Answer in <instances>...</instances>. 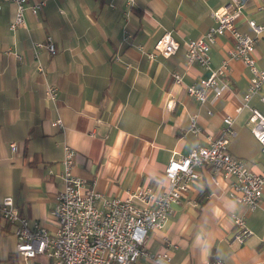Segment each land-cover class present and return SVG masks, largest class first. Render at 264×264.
Instances as JSON below:
<instances>
[{
    "label": "crops",
    "instance_id": "0c3cea01",
    "mask_svg": "<svg viewBox=\"0 0 264 264\" xmlns=\"http://www.w3.org/2000/svg\"><path fill=\"white\" fill-rule=\"evenodd\" d=\"M34 1L45 3L41 12L26 11L15 31L9 29L15 5L1 3L0 202L11 197L22 216L52 233L56 227L49 214L64 186L60 174L65 144L75 151L73 175L103 198H125L128 191L141 187L165 189L168 162L207 146L220 133L225 116L233 118L236 131L228 152L244 160L251 172L264 173V152L251 133L250 110L236 112L251 77L243 61H229L227 75L219 80L220 96L209 90L206 101L199 103L186 92L210 75L199 64L187 63L186 42L215 26L211 12L228 0H134L131 7L127 0L27 3ZM262 1L249 0L243 7L236 22L241 33L254 37L248 21L264 23V10L257 11ZM123 25L132 35L129 44L122 42ZM165 32L179 49L150 60L144 52H152ZM47 37L56 55L41 50L35 58L33 43ZM233 45L227 34L216 37L209 49L211 70L219 68ZM255 47L257 66L264 69V44L257 42ZM116 54L119 61L114 60ZM172 72L180 74L181 83L169 78ZM48 85L58 89L55 103L45 96ZM261 87L249 107L264 114ZM193 115L199 134L189 129ZM56 119L62 120L63 128L51 126ZM199 171L163 227L146 237L148 256L166 252L169 260L156 262L143 255L136 264H264V198L256 210L246 212L229 195L231 179L208 168ZM232 215L243 216L252 232L243 243L232 242ZM12 229L10 254H16ZM40 261L45 259L30 263Z\"/></svg>",
    "mask_w": 264,
    "mask_h": 264
},
{
    "label": "built area",
    "instance_id": "2783aa9c",
    "mask_svg": "<svg viewBox=\"0 0 264 264\" xmlns=\"http://www.w3.org/2000/svg\"><path fill=\"white\" fill-rule=\"evenodd\" d=\"M0 0V10L2 8ZM15 5L14 20L9 23V29H15L24 22V14L30 11L33 15L41 12L43 1L7 0ZM249 0H228L222 7L211 12L215 26L198 39L186 42L185 56L187 63L199 64L210 71L207 79H201L198 86H188L186 92L199 103L206 101V94L213 90L220 96L223 87L219 80L228 72L230 60L243 61L251 73L249 86L244 95L243 103L237 108L250 110V130L264 152V114L249 107V100L260 93L264 86V69L257 66L256 43L259 39L264 42V23L248 21L254 37L241 33L236 22L243 16V7ZM262 1V0H261ZM264 2V1H262ZM131 7L134 0H127ZM112 6V5H111ZM264 10V3L257 6V11ZM229 35L234 45L226 52L218 69H210L209 49L217 36ZM132 35L123 25L122 42L129 44ZM34 57L41 50H46L49 56L56 55V47L50 37L42 42L33 43ZM141 52L143 46H137ZM179 49L170 33H163L155 42L152 52L145 55L153 60L156 55L169 57ZM114 60H120L119 55ZM264 64V58H262ZM40 70L42 68H39ZM169 78L174 83H181L180 74L172 72ZM58 89L48 85L45 90L47 100L55 103ZM264 103V97H260ZM210 115L211 112H208ZM197 115L191 117L190 131L199 134L196 125ZM51 126L63 128L62 120L56 119ZM234 120L231 116L223 118V127L217 136L209 139L208 145L191 151L187 156L171 159L165 168L164 177L167 187L160 191L150 187H141L127 192L125 198H103L100 193L88 187L86 182L73 175L72 167L75 151L65 144L60 174L64 186L55 198V204L50 214L55 224V230L49 233L38 221H30L22 216L14 205L11 197H5L0 202L1 217L13 227L16 239L15 252L24 261L31 264L34 259L43 257L45 261L38 264H136L145 251L147 235L150 230L161 229L172 211V206L181 202L190 185L199 178V169L208 168L214 175H222L231 179L230 196L239 204L245 206L246 212L256 210L264 198V173L255 174L247 164L228 152L230 140L236 136ZM16 150V145H10ZM101 202L100 206L97 203ZM235 232L232 242L243 243L252 232L247 228L243 216H231ZM158 262L169 260V255H149ZM209 264H221L213 261Z\"/></svg>",
    "mask_w": 264,
    "mask_h": 264
},
{
    "label": "rangeland",
    "instance_id": "374dc122",
    "mask_svg": "<svg viewBox=\"0 0 264 264\" xmlns=\"http://www.w3.org/2000/svg\"><path fill=\"white\" fill-rule=\"evenodd\" d=\"M258 42H259V46L264 44V42H262L261 39H259ZM9 236H11L10 233L7 234V235H4V236H0V258L3 259V260H6L7 256L10 253H12V251H14L13 247L11 248V245H10V242H9L10 241V237ZM15 264H19V261H16Z\"/></svg>",
    "mask_w": 264,
    "mask_h": 264
},
{
    "label": "trees",
    "instance_id": "16d2710c",
    "mask_svg": "<svg viewBox=\"0 0 264 264\" xmlns=\"http://www.w3.org/2000/svg\"><path fill=\"white\" fill-rule=\"evenodd\" d=\"M10 228H11V225L8 222H6L1 217V214H0V236H4L6 234H9V232H10L9 229ZM16 259H17L16 254H9L7 256V259L6 260H3V259L0 258V264H15Z\"/></svg>",
    "mask_w": 264,
    "mask_h": 264
}]
</instances>
